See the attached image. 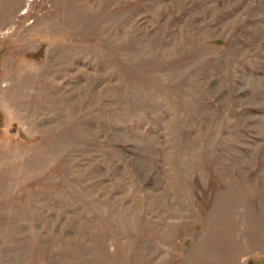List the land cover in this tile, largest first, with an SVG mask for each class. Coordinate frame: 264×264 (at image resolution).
<instances>
[{
	"label": "rangeland",
	"instance_id": "374dc122",
	"mask_svg": "<svg viewBox=\"0 0 264 264\" xmlns=\"http://www.w3.org/2000/svg\"><path fill=\"white\" fill-rule=\"evenodd\" d=\"M0 264H264V0H0Z\"/></svg>",
	"mask_w": 264,
	"mask_h": 264
}]
</instances>
